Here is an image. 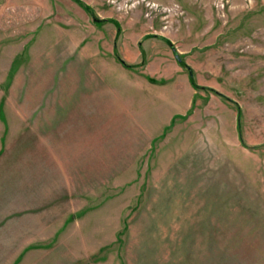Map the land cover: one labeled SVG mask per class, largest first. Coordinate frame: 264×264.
I'll use <instances>...</instances> for the list:
<instances>
[{"label": "rangeland", "instance_id": "obj_1", "mask_svg": "<svg viewBox=\"0 0 264 264\" xmlns=\"http://www.w3.org/2000/svg\"><path fill=\"white\" fill-rule=\"evenodd\" d=\"M45 49L90 117L43 121ZM44 132L79 136L75 168ZM72 222L78 252L49 260ZM0 264H264V0H0Z\"/></svg>", "mask_w": 264, "mask_h": 264}, {"label": "crops", "instance_id": "obj_2", "mask_svg": "<svg viewBox=\"0 0 264 264\" xmlns=\"http://www.w3.org/2000/svg\"><path fill=\"white\" fill-rule=\"evenodd\" d=\"M12 24H13L12 19L9 18L7 22V26H8L7 30L12 29ZM57 47H59V45L54 44L53 48H57ZM60 48H62V45L60 46ZM53 52L52 53L47 52V50L45 49L44 52H42L40 55V63L38 65L34 64L30 68L34 72L49 74V75H45L46 79L50 78L49 81L46 82V84H43V86L41 87L47 86L49 83H52L53 80H55L56 83L55 90H57L58 96H55V99H53V101L51 102L52 105L51 108L54 110V112H50L51 116L46 119H43V121L59 122L66 120L86 119L90 117L92 114H94V110L96 109L94 102L96 98V92L94 88L92 89L91 87L92 83L86 82V80H82L85 79V77H82L83 72L77 70L74 66H69L68 68L64 69L62 67V61H63V58L61 57L62 52L61 51L59 53H55V52L53 53ZM116 69L119 70L118 73H120V76L118 77L116 76L114 78H116L117 81H122L121 79H123L124 75L126 76V73L124 71H121L120 70L121 68L120 69L116 68ZM114 72H116V70H114ZM61 73H69L68 76H70L71 79L70 81L66 82V84H64L61 80L59 81L58 79L59 74ZM109 73H113V72L109 71ZM54 74H56V79L54 77ZM46 79L45 80L42 79L41 82L47 81ZM63 87L64 88L68 87L67 89L71 90L70 95L73 96L74 101L76 102L75 105L73 106L72 113L69 114L60 112L63 103L59 98V89H62ZM114 89L117 90V88ZM113 94L117 95V93L115 94V92H113ZM42 136L45 139L43 140L44 143L40 145V147L37 146L40 152L44 151L46 153L54 154L55 161L59 160L58 159L59 154L67 153L69 154L67 156L68 157L67 162L71 164V166L69 167L71 168V170L75 168V164H78L77 163L78 161L75 160L76 156L74 155V153L79 151V141H80L79 136L72 135V137L70 138L72 140V143L64 144V145L59 144V137L61 136L59 134L47 135L44 132ZM75 143L77 144V146H74L76 145ZM54 158L52 157L53 160ZM67 227H69L68 224L65 225L64 227L62 226L61 228L62 231H66V229L64 228ZM79 233L80 231L78 230V228L74 230V224L72 222L70 231L66 235H64L61 238V240L57 239L58 241L56 242H54L53 240L54 246L52 245L53 246L52 248L57 250V252L55 253V255H53L52 253V256L49 257V260H70V258H68L71 255L69 251L76 250L78 252L79 243L81 242ZM44 246H45L44 243H37L33 239H31L30 241L28 240L27 243H25L24 248L29 250V253L30 252L38 253L39 250L41 251L43 248H45ZM27 254L28 252H25V255ZM78 258L79 256L75 257L74 255H72L71 260H79ZM26 259L27 258H25L24 256L23 260Z\"/></svg>", "mask_w": 264, "mask_h": 264}, {"label": "trees", "instance_id": "obj_3", "mask_svg": "<svg viewBox=\"0 0 264 264\" xmlns=\"http://www.w3.org/2000/svg\"><path fill=\"white\" fill-rule=\"evenodd\" d=\"M175 57H176L177 61L179 62V61H180V58H179V57H177L176 55H175ZM190 76H191V75H190Z\"/></svg>", "mask_w": 264, "mask_h": 264}]
</instances>
